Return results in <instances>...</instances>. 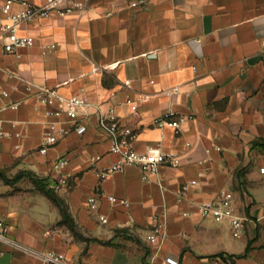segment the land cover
<instances>
[{
	"label": "crops",
	"instance_id": "crops-1",
	"mask_svg": "<svg viewBox=\"0 0 264 264\" xmlns=\"http://www.w3.org/2000/svg\"><path fill=\"white\" fill-rule=\"evenodd\" d=\"M134 1L63 0L72 6L67 14L21 24L35 42L20 56L0 41V171H33L70 215L26 175L0 179V219L20 242L80 264H163L168 256L179 264H264V0ZM40 87L85 95L91 111L116 106L139 132L137 149L173 151L181 163L161 165L149 180L135 165L103 179L99 172L118 155L94 114L42 152L54 117ZM169 110L186 118L179 128L154 124ZM62 156L68 163L56 169ZM193 178L198 183L179 201V187ZM222 190L235 193L240 236L228 219L199 212L200 201ZM108 194L131 203H112ZM152 215L165 231L156 242L147 238ZM33 263L50 264L0 239V264Z\"/></svg>",
	"mask_w": 264,
	"mask_h": 264
},
{
	"label": "built area",
	"instance_id": "built-area-1",
	"mask_svg": "<svg viewBox=\"0 0 264 264\" xmlns=\"http://www.w3.org/2000/svg\"><path fill=\"white\" fill-rule=\"evenodd\" d=\"M14 1L6 0L2 5L3 14L0 16V41L4 52L17 56L21 55L20 50L22 48L32 46L35 42L33 35L21 32L20 26L22 23L32 21L38 17L50 16L54 12L59 15H65L72 10V6L63 4V0H48L43 4L20 0L22 6L18 9L13 8ZM144 1H134L133 4ZM31 88L29 86V89ZM2 93L4 95L9 94L5 89L2 90ZM36 94L39 97L40 103L47 106V114L54 117V119L47 123L43 144L40 148L42 152H47L49 147L53 146L60 138L68 135L70 132L81 131L85 127L84 121L94 114L99 128L108 137L110 151L118 155L115 162L99 172L103 179L126 166L135 165L141 169L143 177L149 180L159 172L161 165L177 166L181 163L182 155L173 151L162 150L160 148L137 149L138 130L121 121L120 115L114 105H110L106 109L96 106L95 110L91 111L93 104L85 95L78 93L63 94L57 87H40ZM126 102L130 104L132 110L138 109L137 101L132 97H127ZM185 119L184 116H177L174 110H169L155 116L154 124L158 126L171 125L179 128ZM67 163V157L62 156L54 161V167L60 169ZM261 170L264 171V167ZM200 174H204V171H201ZM196 183H198V180L195 178L183 182L177 191L178 200H185L189 194L191 185ZM107 198L112 203L121 202L126 206H129L131 203L129 199L119 198L114 194H108ZM88 201L91 206H96L98 201L97 195L90 196ZM198 209L203 216L212 217L218 222L228 219L234 227L235 235H241L243 222L242 218L235 213L234 191L222 190L218 196L200 201ZM100 218L104 221L107 220V216L104 214H101ZM150 219L153 227L147 238L151 242H156L160 236L165 235L164 226L156 215H152ZM0 239L43 262L50 264H80L70 260L64 252L55 249L41 250L13 238L9 235V225L3 219H0ZM163 264H179V260L168 256L163 260Z\"/></svg>",
	"mask_w": 264,
	"mask_h": 264
},
{
	"label": "trees",
	"instance_id": "trees-1",
	"mask_svg": "<svg viewBox=\"0 0 264 264\" xmlns=\"http://www.w3.org/2000/svg\"><path fill=\"white\" fill-rule=\"evenodd\" d=\"M261 145L264 147V142H262ZM26 175L31 176L36 182V184L41 187L53 200H55L61 206L63 214L70 219L68 208L65 205L63 199L51 187L48 186V183L45 182L43 178L39 177L33 171L22 170L12 177L8 176L6 172L0 171V179H3L7 183H16ZM218 255H221L223 257L225 256L224 252H220Z\"/></svg>",
	"mask_w": 264,
	"mask_h": 264
}]
</instances>
